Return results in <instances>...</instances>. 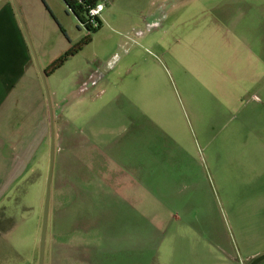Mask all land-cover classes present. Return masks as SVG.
<instances>
[{"label":"rangeland","instance_id":"374dc122","mask_svg":"<svg viewBox=\"0 0 264 264\" xmlns=\"http://www.w3.org/2000/svg\"><path fill=\"white\" fill-rule=\"evenodd\" d=\"M99 1L87 32L61 0H10L37 70L88 34L42 71L53 156L41 264H248L264 253V160L247 155L264 101L221 60L228 47L264 52V0ZM39 132L22 176L0 165L16 264L38 255L49 120Z\"/></svg>","mask_w":264,"mask_h":264},{"label":"crops","instance_id":"0c3cea01","mask_svg":"<svg viewBox=\"0 0 264 264\" xmlns=\"http://www.w3.org/2000/svg\"><path fill=\"white\" fill-rule=\"evenodd\" d=\"M28 23L31 40L38 49L41 41L39 33L36 36L34 30L36 23L34 21ZM233 49L228 47L229 51L222 56L223 73L227 76L230 73L234 78L235 87L249 88L251 91L249 99L256 102L264 101V52L259 50L242 52L236 49L234 54ZM41 66L44 71L47 62ZM38 74L14 5L10 0H0V126L4 125L8 132V136L1 137L0 134V165L7 163L15 174L13 177L17 179L23 175L33 160L35 147L32 140L36 132L40 130L39 141L47 140L48 137V113ZM252 137L254 140H250L254 142L255 147H251L247 155L253 157L258 155L260 160H264V136L256 132ZM4 150H8V156L5 158ZM13 230L10 217H6L3 206H0V264L4 263L3 257H7L6 242L9 245L7 248L12 250L9 251V262L16 264L13 259L14 247L10 239L6 238V234L9 235ZM32 260L29 255L26 258L27 264H32ZM9 262L6 261L7 264Z\"/></svg>","mask_w":264,"mask_h":264},{"label":"water","instance_id":"95a60500","mask_svg":"<svg viewBox=\"0 0 264 264\" xmlns=\"http://www.w3.org/2000/svg\"><path fill=\"white\" fill-rule=\"evenodd\" d=\"M38 73L43 85L44 89V97L47 105V112H48V120H49V126H50V146L48 151V170H47V176H46V182H45V188H44V195H43V203H42V215H41V221H40V233H39V240H38V255L36 259V264L42 263V254H43V243H44V233H45V223H46V213H47V203H48V196H49V179L51 174V166H52V156H53V144H52V129H51V122H52V113L48 98V93L43 81V74L42 71L38 68ZM264 258V253L260 254L250 260L248 264H256L258 261Z\"/></svg>","mask_w":264,"mask_h":264},{"label":"trees","instance_id":"16d2710c","mask_svg":"<svg viewBox=\"0 0 264 264\" xmlns=\"http://www.w3.org/2000/svg\"><path fill=\"white\" fill-rule=\"evenodd\" d=\"M67 11H69L76 20L84 26L87 32L95 31L99 26V20H97V25L95 27H90L88 25L86 18V7L91 5L92 2L96 0H61ZM86 22V23H85ZM88 40V34L82 37L73 48H70L59 55L56 59L50 62L44 69L45 73L51 72L54 68L58 67L65 57L71 54L76 48L79 47L81 43H85Z\"/></svg>","mask_w":264,"mask_h":264},{"label":"built area","instance_id":"2783aa9c","mask_svg":"<svg viewBox=\"0 0 264 264\" xmlns=\"http://www.w3.org/2000/svg\"><path fill=\"white\" fill-rule=\"evenodd\" d=\"M102 7H103V4L99 0H96V1L92 2L91 5L86 7V18L85 19L87 20L88 25L90 27H95L97 25L98 15H99L100 11L102 10ZM89 83L91 85H93L94 84V80L91 79ZM83 87H81L80 89H82Z\"/></svg>","mask_w":264,"mask_h":264},{"label":"flooded vegetation","instance_id":"af4514ba","mask_svg":"<svg viewBox=\"0 0 264 264\" xmlns=\"http://www.w3.org/2000/svg\"><path fill=\"white\" fill-rule=\"evenodd\" d=\"M252 259V258H251Z\"/></svg>","mask_w":264,"mask_h":264}]
</instances>
